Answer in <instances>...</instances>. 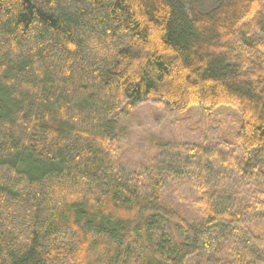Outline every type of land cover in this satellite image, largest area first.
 Masks as SVG:
<instances>
[{
    "label": "trees",
    "instance_id": "1",
    "mask_svg": "<svg viewBox=\"0 0 264 264\" xmlns=\"http://www.w3.org/2000/svg\"><path fill=\"white\" fill-rule=\"evenodd\" d=\"M146 102L241 126L126 173ZM0 264H264V0H0Z\"/></svg>",
    "mask_w": 264,
    "mask_h": 264
},
{
    "label": "rangeland",
    "instance_id": "2",
    "mask_svg": "<svg viewBox=\"0 0 264 264\" xmlns=\"http://www.w3.org/2000/svg\"><path fill=\"white\" fill-rule=\"evenodd\" d=\"M220 1L194 0V3L205 12ZM239 123L241 126L239 113L228 106L210 112L193 107L178 114L163 105L146 102L118 124L121 167L126 173L140 171L149 159L175 143L195 144L204 138L215 143L225 134L232 138L231 130H237Z\"/></svg>",
    "mask_w": 264,
    "mask_h": 264
}]
</instances>
